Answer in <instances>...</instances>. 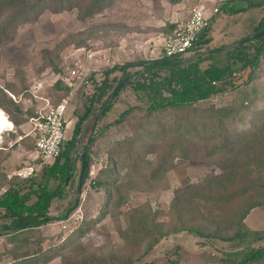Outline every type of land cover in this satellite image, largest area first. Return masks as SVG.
Masks as SVG:
<instances>
[{"label": "trees", "instance_id": "trees-1", "mask_svg": "<svg viewBox=\"0 0 264 264\" xmlns=\"http://www.w3.org/2000/svg\"><path fill=\"white\" fill-rule=\"evenodd\" d=\"M75 1L0 0V45L10 42L20 26L35 22L40 12L49 10L58 14L71 11L76 7ZM77 1L86 3L81 12L83 18L100 14L112 3V0ZM233 2L234 0H229L223 3L218 12L233 16L244 12L249 6H256L246 2L248 6L237 8ZM164 27L162 31L167 32V38L176 28L173 24H165ZM209 29L210 20L208 28L199 34L191 51L210 42L207 34ZM263 31L264 16L250 36ZM243 39L245 38L241 40ZM206 61L208 63L205 67H201ZM136 65L142 69L133 75H128L126 69L134 67L135 64L103 71L93 94L85 98L84 113L77 118L71 137L64 140L59 157L49 165L42 164L41 181L36 182L29 178L26 186L11 187L0 195V219L8 221V224L0 225V231H6L2 236H16L39 229L53 220L66 221L72 212L78 210L79 200L67 210L66 215L58 218L48 215L51 202L54 199H63L66 189L75 183L74 163L80 161L81 152L84 153L85 159L81 188L86 184L90 158L95 159L98 148L102 147L108 157V166L99 168L97 180L94 179L90 183V190L101 194L94 210L95 217L82 214L80 219L74 220L75 224H78L76 231L82 235L81 229L87 228L105 214L109 216L113 206L118 209L126 201V196L118 197L115 193L114 197L107 182V178L114 171L112 152L116 149V136L122 131L119 128L122 119L132 111L143 109L150 113L164 110L186 111V117L175 123L151 124L152 135H147L148 139L144 141L143 146H148L150 150L153 148L156 152L163 148L165 153L157 159L154 172L172 169L175 159H184L190 147L195 144L203 146L205 157H220L219 174L195 185L184 182L181 188L175 191L166 214H160L149 207L146 208V213L139 210L129 214H125V211L114 213L118 218L128 215L125 229L117 227L120 240L134 249L142 250V255L151 252L162 239L180 232H187L200 239H220L232 243L233 248L247 242L243 250L223 254L221 264H264V232L251 230L246 225L248 215L255 208L264 207V36L231 48L209 50L204 55L197 52L187 60L165 59L140 62ZM117 70L122 72V78L113 87L114 80H110V77ZM243 71H247V76L239 83L237 77ZM144 75L146 77H143ZM121 81L123 84L116 92ZM52 85L53 91L62 93L60 96L66 97L69 94V88L64 86L60 77ZM126 87L134 92H145L151 103L144 108H130L120 114L113 124L99 127L98 122ZM6 92L13 96L7 89H0V108L7 111L20 136L28 140L30 136L21 130L31 119L37 117V112L21 109L7 98ZM224 96H234L236 99L222 108L212 106L201 109L206 101ZM58 98L53 104L51 96L50 99L41 100H47L55 106L60 102V97ZM9 107L13 108L14 114L9 112ZM228 119L234 125L233 130L226 125ZM30 140L34 143L33 137ZM202 148L198 149V152ZM79 175L80 172L77 175L76 192L79 190ZM51 182L54 183L53 188H50ZM200 210L220 219L224 227L232 231V236L222 237L217 228L207 230L194 224L189 217L198 216L203 219ZM159 217L166 218V221L159 220ZM40 254L41 250L35 251L29 255V259L37 260ZM18 259L15 258L17 262ZM91 261L101 262L95 258ZM120 264H133V261L128 258Z\"/></svg>", "mask_w": 264, "mask_h": 264}, {"label": "rangeland", "instance_id": "rangeland-1", "mask_svg": "<svg viewBox=\"0 0 264 264\" xmlns=\"http://www.w3.org/2000/svg\"><path fill=\"white\" fill-rule=\"evenodd\" d=\"M111 2V5L100 14L83 18L81 12L85 9L86 3L76 0V7L71 11L54 14L45 10L40 12L35 22L17 28L13 39L0 45V89H7L13 93L12 96L6 92L7 98L21 109H32L35 113L41 109V98L50 99L51 96L53 98L50 99L51 103H56L58 97L60 101L63 99L64 96H60L62 93L57 94L53 91L52 84L59 77L64 78L65 73L75 66L80 68V71L90 73V76L100 75L113 67L119 68L128 64H135L134 67L126 69L128 75L140 72L142 67L136 64L157 61L155 56L160 51L162 42L167 38V32L162 31V28H165V24H172L170 19L165 22V18H170L174 15L172 12L176 13L177 10L188 6L189 15L191 9L196 8L197 1L112 0ZM177 4L175 10H170ZM244 6H248L247 3L237 1V8ZM248 8L250 14H253L252 10L255 9L250 6ZM162 21L164 25L160 27ZM245 35L249 34H242ZM81 43L82 45L79 46L78 44ZM87 55H91V59H88ZM193 55L194 53L180 59L185 60ZM205 65L201 64V67ZM246 76L247 71L241 72L237 82H242ZM121 78L122 72L117 70L110 77V80H114L113 87ZM125 89V92L132 94L129 87ZM234 96L210 99L202 104L201 109L212 106L222 108L234 102L237 98ZM141 100L145 102L144 97H141ZM148 101L140 107H147L151 103L149 98ZM136 107L139 106L129 107L127 110ZM8 110L11 114L15 112L12 107ZM0 111L13 127L8 129L12 131L11 133L7 131L0 133L1 195L11 187L26 186L29 178L39 182L42 161L36 155L34 143L30 140L32 135L29 124L23 126L21 131L31 135L30 139H23L24 137L20 136L11 122L12 118L7 111L2 108ZM187 114L186 111L175 110L150 113L143 109L132 111L124 117L119 126L122 131L116 136V149L112 152L114 159H111V162L114 171L107 178L114 197H116L115 193L118 197L126 196L124 203L126 205L122 206L123 209L113 206L109 216L105 214L96 222L89 224L84 228L85 230L81 229L82 235L76 231L78 224H75L74 220L80 219L82 214L86 217L94 216L101 195L90 190V183L94 179L97 180L99 168L108 166V157L105 156L102 147H99L100 153L97 151L96 158H90L86 184L80 192L79 190L76 192L77 175L81 169L80 161H76L75 183L66 189L63 199H54L51 202L48 215L53 218L66 215L67 210L79 200L78 210L72 212L66 221L53 220L46 226L16 236L3 237L6 231H0V264H83V262L92 263L93 258L101 262L92 264H120L128 258L132 259L133 264H221L220 259L223 258V254L243 250L247 242L238 248H233L232 243L220 239H200L187 232H180L162 239L151 252L142 255V250L126 245L119 238L117 227L125 229L128 215L118 218L114 213L125 211L127 212L125 214H129L134 210L146 213V208L149 207L160 214H166L175 191L179 190L184 182L195 185L219 174L220 157H205L203 146H195V144L190 147L184 159H175L172 169L154 172L157 159L165 153L163 148L156 152L153 148L150 150L148 146H143L144 141L148 139L147 135L151 134V124L175 123L185 118ZM226 125L233 130L234 125L229 119ZM71 130V123H66L65 136L70 134ZM200 148L202 150L198 152ZM102 178L103 176L100 177ZM53 186L54 183L51 182L50 188ZM199 213L203 219L198 216L189 217L194 224L207 230L217 228L222 237L232 236V231H228L229 229L224 227L220 219H215L202 210ZM162 219L166 221V218L159 217V220ZM1 224H8V221L0 219ZM246 225L251 230L264 232V207L255 208L248 215ZM39 250L41 254L37 260L29 259L31 253ZM16 257L19 258L18 262L15 260Z\"/></svg>", "mask_w": 264, "mask_h": 264}, {"label": "built area", "instance_id": "built-area-1", "mask_svg": "<svg viewBox=\"0 0 264 264\" xmlns=\"http://www.w3.org/2000/svg\"><path fill=\"white\" fill-rule=\"evenodd\" d=\"M217 13L218 9L213 8L212 15ZM209 20L202 8L191 9L187 20L178 24L172 35L164 39L155 60H175L188 54L199 34L208 28ZM86 57L91 59L92 56L87 55ZM90 75V73L80 71L77 66L67 71L61 81L69 88V94L55 106L47 100H41L42 105L40 111H37V117L29 121L30 132L34 138V151L43 165L51 164L60 155L65 140L66 111L72 97L79 91L82 92L84 98L91 96L95 86L99 83L100 75L94 74L92 78Z\"/></svg>", "mask_w": 264, "mask_h": 264}, {"label": "crops", "instance_id": "crops-1", "mask_svg": "<svg viewBox=\"0 0 264 264\" xmlns=\"http://www.w3.org/2000/svg\"><path fill=\"white\" fill-rule=\"evenodd\" d=\"M196 1L197 2L195 6L202 8L205 12V15L210 19V29L207 33L210 42L200 47L197 50L190 51L186 55L193 53L195 55L197 54V52L204 55L207 54L209 50L226 49L233 47L239 41H241L242 38L249 37L252 30L258 25V23L264 16V0H234L233 4L235 6L237 1H240L242 3L248 2L251 5L256 4V6L252 7V9H255L252 10L254 11L253 14H250V9L248 8L244 12L233 16H225L223 14L219 16V12L216 15H212L213 8L219 9L220 5H222L225 2H228L229 0H196ZM176 6L178 7V4L173 5L170 10H175L177 8ZM188 11H189V6L187 8H182L179 11L177 10L176 13L172 12V14L174 15L171 16L172 14H170L171 16L170 18L166 17L165 22L168 21V19H170L172 21L171 23L176 27L178 24L183 23L187 20L189 16ZM163 25L164 22L162 21L160 27H162ZM243 33H248L249 35L242 36ZM194 55L192 57H194ZM192 57H188L185 60L190 59ZM207 63L208 61L204 62L203 64H207ZM125 90L123 89V91L119 93L111 109L98 122L97 125L99 127L103 128L105 126L110 125L115 120L116 116L119 115V113H121L124 110H127L129 107H133L137 105L141 106L149 102L145 92L131 91L132 94H129L125 92ZM141 97L145 98V102L141 100ZM85 108H86L85 98H83L82 92L79 91L72 97L71 103L69 104L66 111V123H71L72 130L70 134H67L66 136L64 134L65 139H69L71 137L77 118L84 113ZM28 124H29V128L31 129V125L29 122ZM10 131L11 130H7V132ZM40 181H41V177H40Z\"/></svg>", "mask_w": 264, "mask_h": 264}, {"label": "water", "instance_id": "water-1", "mask_svg": "<svg viewBox=\"0 0 264 264\" xmlns=\"http://www.w3.org/2000/svg\"><path fill=\"white\" fill-rule=\"evenodd\" d=\"M262 36H264V31L260 32V33H257V34H254V35H251V36L239 41L237 44L245 43V42H248V41H252V40H254L256 38H259V37H262ZM122 84H123V81H121L119 83V85L117 86L116 92L120 89ZM80 162H81V169H80V175H79V192H80V189H81V179L83 177L84 169H85V159H84V153L83 152L80 153Z\"/></svg>", "mask_w": 264, "mask_h": 264}, {"label": "bare ground", "instance_id": "bare-ground-1", "mask_svg": "<svg viewBox=\"0 0 264 264\" xmlns=\"http://www.w3.org/2000/svg\"><path fill=\"white\" fill-rule=\"evenodd\" d=\"M11 123L6 119V116L2 111H0V133L5 132L8 129H12ZM7 129V130H6Z\"/></svg>", "mask_w": 264, "mask_h": 264}]
</instances>
